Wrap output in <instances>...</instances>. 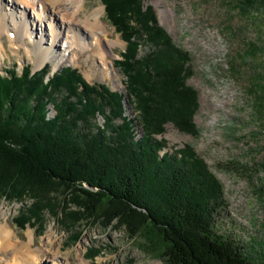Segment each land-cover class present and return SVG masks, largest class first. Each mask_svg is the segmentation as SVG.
Segmentation results:
<instances>
[{
  "label": "trees",
  "instance_id": "trees-1",
  "mask_svg": "<svg viewBox=\"0 0 264 264\" xmlns=\"http://www.w3.org/2000/svg\"><path fill=\"white\" fill-rule=\"evenodd\" d=\"M143 1L101 0L126 44L113 64L136 118L124 112L122 93L86 82L75 67L52 74L49 64L36 71L26 64L19 73L14 63L0 69V199L21 203L13 219L21 229L39 227L48 213L71 241L81 236V223L99 224L142 237L145 250L169 264H257L215 231L227 205L223 185L193 147L159 154L166 141L155 135L167 123L197 134L199 100L187 83L194 74L189 53ZM98 252L89 248L86 258Z\"/></svg>",
  "mask_w": 264,
  "mask_h": 264
},
{
  "label": "rangeland",
  "instance_id": "rangeland-1",
  "mask_svg": "<svg viewBox=\"0 0 264 264\" xmlns=\"http://www.w3.org/2000/svg\"><path fill=\"white\" fill-rule=\"evenodd\" d=\"M143 4L151 5L158 24L173 43L189 53L194 74L187 83L197 90L199 100L194 117L197 134L181 132L167 123L164 132L155 135L166 141L159 154L184 145L193 147L223 185L227 205L216 216L215 231L249 251L257 264H264V105L260 102L264 100V0H254L248 8L239 0H144ZM98 8L108 37L120 40L104 48L108 63H113L126 44L107 20L101 0H84L82 13L91 14ZM7 28L16 30L9 25ZM33 32L36 38L41 36L40 31ZM11 34H0L4 48L0 69L10 68L13 63L18 73L26 64L32 71L45 64L51 71L76 67L87 82L104 83L122 93L124 112L135 117L133 104L125 95L123 74L113 65L103 76V67L90 47L73 58L63 57L53 66L51 61L37 62L31 52L33 46H26L31 52L27 54L19 39L13 44ZM58 39L61 50L62 37ZM111 71H115V77ZM49 107L54 114L52 104ZM102 117L97 116L95 122L102 125ZM135 126L136 138L141 139L142 125ZM22 208L19 202L0 199V223L10 227L11 240L19 241L18 247L32 236L31 247L48 253V258L38 264H55L57 260L60 264H169L148 253L142 237L130 238L123 230L105 229L99 224L78 225L82 234L76 241H71L70 231L48 213L40 221V230L38 223L21 229L13 219ZM48 233L54 240L51 244L47 242ZM97 247L98 254L86 258L87 250ZM13 254L0 251V264H16ZM15 255L28 264V254L23 249Z\"/></svg>",
  "mask_w": 264,
  "mask_h": 264
},
{
  "label": "bare ground",
  "instance_id": "bare-ground-1",
  "mask_svg": "<svg viewBox=\"0 0 264 264\" xmlns=\"http://www.w3.org/2000/svg\"><path fill=\"white\" fill-rule=\"evenodd\" d=\"M83 2L84 0H0V34L3 31L8 34L13 32L14 35L10 38L13 44H17L16 41L19 39L18 43L25 46L27 54H31V52L35 54L37 62L47 60L51 61L53 66L63 57L73 58L80 54L83 49L90 47L100 61L103 67L102 75L105 76L110 72L109 69L113 68V63H108L104 48L110 47L120 40L119 38L110 39L108 37L105 25L100 18L101 8L96 9L91 14H84L82 13ZM30 10L33 18L30 15ZM46 17L53 21L48 22ZM8 25L16 30H10L7 28ZM35 30L40 31L38 35L41 34V36L38 38L33 32ZM60 37H62L61 42L64 45L61 50L57 44ZM30 45L33 46L31 52L26 49V46ZM3 51L4 48L1 43V57ZM111 73L113 72L111 71ZM113 74L115 77V71ZM46 235L48 244H51L54 240H52L50 233ZM11 239L10 227L0 223V251L6 255L13 252L12 256H15L16 264H24L19 255H15L19 254L22 249L28 254V264L43 263V260L48 258V253L45 250L39 249V247L36 251V247H31L32 236V240L30 239L24 245L21 244V247H18L19 241L14 242ZM83 246L84 244L81 243L82 248ZM80 256L77 255L82 261ZM55 264H60V262L57 260Z\"/></svg>",
  "mask_w": 264,
  "mask_h": 264
},
{
  "label": "water",
  "instance_id": "water-1",
  "mask_svg": "<svg viewBox=\"0 0 264 264\" xmlns=\"http://www.w3.org/2000/svg\"><path fill=\"white\" fill-rule=\"evenodd\" d=\"M34 71V70H33Z\"/></svg>",
  "mask_w": 264,
  "mask_h": 264
}]
</instances>
